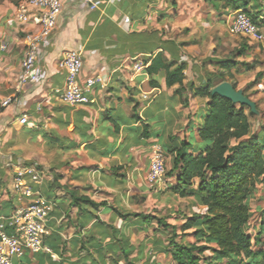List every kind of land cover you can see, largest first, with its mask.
<instances>
[{
    "label": "crops",
    "instance_id": "crops-1",
    "mask_svg": "<svg viewBox=\"0 0 264 264\" xmlns=\"http://www.w3.org/2000/svg\"><path fill=\"white\" fill-rule=\"evenodd\" d=\"M94 1L97 7L90 9L87 0H62L55 27L38 50L40 77L21 87L25 34L36 32L38 25L34 20L17 22V4L0 1V42H8V49L0 50V221L21 197L12 189V179L23 164L42 173V179L31 185L28 200L41 197L51 206L49 232L44 237L50 252H25L11 264H109L102 247L109 244L110 251L118 252L115 239L121 240L132 260L136 247L132 227L136 221L144 228L148 224L141 216L122 218L113 208L155 217H164L163 211L181 212L184 207L188 215L203 211L192 197H179L170 190L176 182V170L170 172L172 150L184 144V151L197 153L203 144L196 130L207 111V98L196 95V89L213 74L235 84L228 72L233 75L239 65L245 70L254 67L238 60L253 58L252 46L237 41L240 35L230 32L235 10L221 2ZM249 6L263 17L264 33V0H253ZM258 42L264 51V37ZM244 45L251 48L236 57V67L228 71L218 65ZM68 50L81 52V85L88 77L100 78L87 92V104L70 106L59 99L65 74L58 62ZM157 52L175 64L184 63L181 87L167 86L162 75L155 77L157 85L150 84L146 67ZM136 62L144 67L135 69ZM212 82L214 86L220 79ZM7 98L10 103L2 105ZM24 114L28 121L21 124ZM154 147L164 153L166 174L150 186L146 173ZM73 193L104 205L77 203ZM147 204L163 210L161 215L148 213ZM88 236L95 244L81 248ZM118 264H124L123 260Z\"/></svg>",
    "mask_w": 264,
    "mask_h": 264
},
{
    "label": "trees",
    "instance_id": "trees-1",
    "mask_svg": "<svg viewBox=\"0 0 264 264\" xmlns=\"http://www.w3.org/2000/svg\"><path fill=\"white\" fill-rule=\"evenodd\" d=\"M8 1L18 4L23 0ZM212 1L213 4L221 2L228 10L242 9L253 21L259 19L250 11L249 5L253 0ZM250 48L247 45L240 47L232 58L218 62V65L229 71L239 64L236 57L245 55ZM245 65L250 69L249 65ZM184 68V63L175 64L167 60L162 52H157L146 70L153 86L157 85L155 77L162 75L167 86L178 84L181 87ZM228 75L233 76L230 72ZM216 77L220 82L225 80L223 76L213 74L206 85L195 91L196 95L207 98V111L196 130L203 144L197 153L184 151V144L173 149L175 156L170 170H176V182L170 187L172 193L179 197H192L204 210L185 216L179 226L168 224L164 217L154 219L161 227L170 230L167 244L162 250L171 264H201L202 260L207 259L203 256L206 251L211 253L208 258L216 262L226 260L225 264H264V249L253 248V238L246 230L251 216L249 198L264 176V135L251 131L249 114L253 113L248 107L210 93L212 80ZM256 108L259 110L257 104ZM117 129L118 126H115L114 130ZM142 136H146L145 129ZM72 195L77 203L84 202L92 207L104 205L103 202L96 203L86 196H78L77 193ZM113 211L122 218L141 216L147 224L155 217L124 213L116 208ZM189 230L191 232L188 235L193 237V242L177 240L178 232ZM205 241L214 245L210 246ZM115 242L119 246L118 252L110 251L111 246L105 245L102 247L103 258L109 257V264H118L121 260L124 264H137L130 260L128 250L121 240L115 239ZM94 244L92 237L88 236L81 243V248Z\"/></svg>",
    "mask_w": 264,
    "mask_h": 264
},
{
    "label": "built area",
    "instance_id": "built-area-1",
    "mask_svg": "<svg viewBox=\"0 0 264 264\" xmlns=\"http://www.w3.org/2000/svg\"><path fill=\"white\" fill-rule=\"evenodd\" d=\"M90 9L97 7L94 0H87ZM62 8V0H23L17 4L14 18L19 23L36 21L38 30L25 34V49L21 60V72L18 79V87L35 83L41 74V67L37 61L40 44L54 29L56 19ZM253 21L242 9L235 10L229 22L230 32L243 36L249 40L261 41L264 37L262 19L258 17ZM128 22V17H124ZM8 49L7 40L0 42V50ZM58 66L64 70V84L59 91V99L70 106L89 103L87 92L100 78L88 77L85 84L81 85L78 76L82 67V55L80 51L68 50L58 62ZM140 62H136L135 69L143 68ZM10 98L3 100L2 105H7ZM21 124L28 121L27 115L19 118ZM165 176V157L159 147H154L149 158V166L146 173V181L150 186L161 182ZM42 179V173L33 165L23 164L15 171L12 179V189L21 195L18 204L9 215L0 221V264H11L14 257L22 256L25 252H50L45 245L44 237L48 234V217L51 206L47 200L32 196L31 185ZM27 199V201L25 200ZM25 200V201H24Z\"/></svg>",
    "mask_w": 264,
    "mask_h": 264
},
{
    "label": "rangeland",
    "instance_id": "rangeland-1",
    "mask_svg": "<svg viewBox=\"0 0 264 264\" xmlns=\"http://www.w3.org/2000/svg\"><path fill=\"white\" fill-rule=\"evenodd\" d=\"M237 36V35H235ZM234 36V37H235ZM237 41H245L247 44L252 46L253 58L238 59L240 62H247L253 64L254 67L251 70H245L244 65H239L238 69L234 71L233 80L235 81L236 89H244L245 94L254 102H256L261 115L258 118L254 114H249V110L246 112L249 114L251 131L255 134L264 135V51L261 50L262 42H250L247 38L237 36ZM239 41V42H240ZM260 48V50H259ZM257 58V59H256ZM264 137V136H263ZM264 152V151H263ZM166 173V166H165ZM249 206L251 210V216L247 224V233H249L254 241V249H264V176L261 181L256 185L254 192L249 198ZM145 210L150 214L161 215V210L155 207L153 204H147ZM163 211L164 218L168 224H175L179 226L184 220V217L188 215L186 207L181 212H171L172 214H166ZM182 216V217H181ZM147 227H143L142 222L136 221L132 227L133 231L130 234H134L133 241L136 244L135 250L130 254L132 260L137 264H171L168 258L163 256V246L167 244V237L170 235L169 229H164L157 223L156 217H152ZM137 227V228H136ZM140 227H143L142 230ZM165 232V233H164ZM167 232V233H166ZM191 230L184 233L178 232L177 240L183 242H193L194 239L191 235H188ZM206 244L213 246L214 244L210 241H205ZM210 252L206 251L203 256L207 259L202 260L201 264H225L226 260L216 262L210 256Z\"/></svg>",
    "mask_w": 264,
    "mask_h": 264
},
{
    "label": "water",
    "instance_id": "water-1",
    "mask_svg": "<svg viewBox=\"0 0 264 264\" xmlns=\"http://www.w3.org/2000/svg\"><path fill=\"white\" fill-rule=\"evenodd\" d=\"M210 93L212 95L217 94L220 97H224L230 100L234 104L243 105L249 108L250 112L260 117V112L256 108V104L248 96L243 93V90L236 89L232 82L224 80L211 87Z\"/></svg>",
    "mask_w": 264,
    "mask_h": 264
}]
</instances>
